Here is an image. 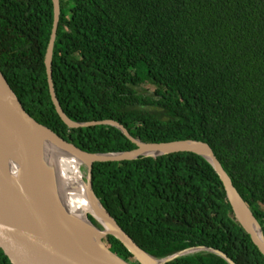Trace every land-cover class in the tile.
Instances as JSON below:
<instances>
[{"label": "trees", "instance_id": "obj_1", "mask_svg": "<svg viewBox=\"0 0 264 264\" xmlns=\"http://www.w3.org/2000/svg\"><path fill=\"white\" fill-rule=\"evenodd\" d=\"M59 3L51 73L67 117L112 119L148 143L206 142L264 234V0ZM52 26V0H0V70L24 109L84 151L135 149L117 127H68L61 119L45 64ZM92 189L156 258L203 246L236 264H264L218 173L199 154L96 161ZM103 241L139 264L116 237ZM0 264H12L1 248ZM164 264L229 263L197 250Z\"/></svg>", "mask_w": 264, "mask_h": 264}, {"label": "water", "instance_id": "obj_2", "mask_svg": "<svg viewBox=\"0 0 264 264\" xmlns=\"http://www.w3.org/2000/svg\"><path fill=\"white\" fill-rule=\"evenodd\" d=\"M53 2V26L45 55L49 91L55 109L68 127L111 125L120 129L136 143L129 151L90 153L60 137L50 128L37 122L23 107L0 70V248L12 264H132L113 252L103 241L107 235L119 239L139 264H164L176 257L197 250L212 251L229 264H236L225 253L208 247L188 248L172 255L156 258L142 249L105 209L92 189V167L96 161H119L138 156H160L174 152H193L207 159L218 173L235 214L236 220L250 235L253 243L264 255V234L251 209L234 187L211 147L203 141L176 140L170 142H143L134 139L128 130L112 119L85 122L72 121L61 109L56 98L52 73V53L59 22L60 3ZM49 131L57 140L86 159L85 185L101 209L112 221L106 229L96 217L88 213V219L96 227L89 214L100 223L97 237L66 215L55 190L46 180L38 155L37 129ZM14 167H11L13 165ZM246 209V210H245ZM250 213L257 230L247 222ZM95 230V228H93Z\"/></svg>", "mask_w": 264, "mask_h": 264}, {"label": "bare ground", "instance_id": "obj_3", "mask_svg": "<svg viewBox=\"0 0 264 264\" xmlns=\"http://www.w3.org/2000/svg\"><path fill=\"white\" fill-rule=\"evenodd\" d=\"M37 137L39 160L46 180L55 190L66 215L93 238L98 235L96 227L88 219V213L93 214L106 229H111L112 221L93 198L90 190L86 189L81 171V166L85 164L86 159L78 156L74 150L61 143L42 127L37 129ZM246 219L249 225L257 230V225L250 213H247Z\"/></svg>", "mask_w": 264, "mask_h": 264}, {"label": "rangeland", "instance_id": "obj_4", "mask_svg": "<svg viewBox=\"0 0 264 264\" xmlns=\"http://www.w3.org/2000/svg\"><path fill=\"white\" fill-rule=\"evenodd\" d=\"M143 85H144L145 87H150V89H153V86L150 85V84L143 83ZM81 171L83 172V178L85 179V174H86V164H83V165L81 166ZM89 216L92 218V222H93V224H94L96 227H98V229L102 230V226L100 225V223H99L98 221H96V220L94 219L93 215L89 214Z\"/></svg>", "mask_w": 264, "mask_h": 264}]
</instances>
